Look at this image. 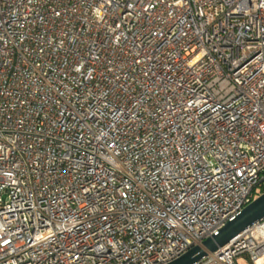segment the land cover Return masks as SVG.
Returning <instances> with one entry per match:
<instances>
[{"label": "built area", "instance_id": "1", "mask_svg": "<svg viewBox=\"0 0 264 264\" xmlns=\"http://www.w3.org/2000/svg\"><path fill=\"white\" fill-rule=\"evenodd\" d=\"M262 189L264 0H0V264H166Z\"/></svg>", "mask_w": 264, "mask_h": 264}, {"label": "water", "instance_id": "2", "mask_svg": "<svg viewBox=\"0 0 264 264\" xmlns=\"http://www.w3.org/2000/svg\"><path fill=\"white\" fill-rule=\"evenodd\" d=\"M261 218H264V192L257 195L232 219L227 220L217 234L204 239L201 244L193 246L166 264H194L209 252H214L229 243Z\"/></svg>", "mask_w": 264, "mask_h": 264}, {"label": "rangeland", "instance_id": "3", "mask_svg": "<svg viewBox=\"0 0 264 264\" xmlns=\"http://www.w3.org/2000/svg\"><path fill=\"white\" fill-rule=\"evenodd\" d=\"M247 260H248V258L246 257V255L239 256L237 258V264H248Z\"/></svg>", "mask_w": 264, "mask_h": 264}, {"label": "trees", "instance_id": "4", "mask_svg": "<svg viewBox=\"0 0 264 264\" xmlns=\"http://www.w3.org/2000/svg\"><path fill=\"white\" fill-rule=\"evenodd\" d=\"M262 191H264V189H262Z\"/></svg>", "mask_w": 264, "mask_h": 264}]
</instances>
